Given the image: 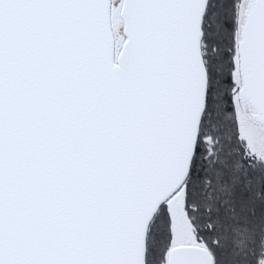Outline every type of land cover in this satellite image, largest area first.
I'll return each mask as SVG.
<instances>
[{
    "label": "snow or ice",
    "instance_id": "6c2138e0",
    "mask_svg": "<svg viewBox=\"0 0 264 264\" xmlns=\"http://www.w3.org/2000/svg\"><path fill=\"white\" fill-rule=\"evenodd\" d=\"M264 0H0V264H264Z\"/></svg>",
    "mask_w": 264,
    "mask_h": 264
},
{
    "label": "rangeland",
    "instance_id": "374dc122",
    "mask_svg": "<svg viewBox=\"0 0 264 264\" xmlns=\"http://www.w3.org/2000/svg\"><path fill=\"white\" fill-rule=\"evenodd\" d=\"M244 130L246 134H250L253 139H264V126L254 124L251 120L244 122Z\"/></svg>",
    "mask_w": 264,
    "mask_h": 264
}]
</instances>
